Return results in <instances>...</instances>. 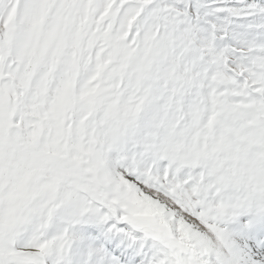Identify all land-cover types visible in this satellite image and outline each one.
I'll return each instance as SVG.
<instances>
[{
    "label": "snow or ice",
    "instance_id": "1",
    "mask_svg": "<svg viewBox=\"0 0 264 264\" xmlns=\"http://www.w3.org/2000/svg\"><path fill=\"white\" fill-rule=\"evenodd\" d=\"M0 264H264V0H0Z\"/></svg>",
    "mask_w": 264,
    "mask_h": 264
}]
</instances>
